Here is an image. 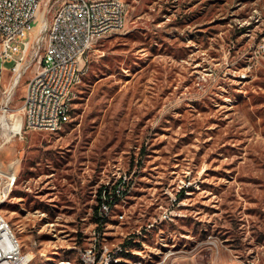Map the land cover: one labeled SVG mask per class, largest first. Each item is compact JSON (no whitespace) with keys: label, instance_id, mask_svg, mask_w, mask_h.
I'll return each mask as SVG.
<instances>
[{"label":"rangeland","instance_id":"rangeland-1","mask_svg":"<svg viewBox=\"0 0 264 264\" xmlns=\"http://www.w3.org/2000/svg\"><path fill=\"white\" fill-rule=\"evenodd\" d=\"M123 1L61 127L0 129V168L16 160L0 214L35 264L76 261L99 191L123 179L110 242L156 264H264V0Z\"/></svg>","mask_w":264,"mask_h":264},{"label":"built area","instance_id":"built-area-1","mask_svg":"<svg viewBox=\"0 0 264 264\" xmlns=\"http://www.w3.org/2000/svg\"><path fill=\"white\" fill-rule=\"evenodd\" d=\"M125 21L123 0H0V71L11 62L7 80L0 74V115L18 124L5 129L0 125L9 133L7 139L22 138L27 129L57 131L69 115L71 90L83 73L86 53L99 39L123 29ZM30 69L15 114L12 94ZM15 164L12 159L7 169L0 168V198L14 184ZM123 182L120 179L111 191L102 188L94 216L100 219V230L87 233L84 245H72L81 249L86 264H111V259L122 257L124 247L141 249L142 244L127 245V239L113 243L104 236L106 216L123 192ZM108 244H116V251H108ZM33 259V252L16 244L14 231L0 217V264H35Z\"/></svg>","mask_w":264,"mask_h":264},{"label":"bare ground","instance_id":"bare-ground-1","mask_svg":"<svg viewBox=\"0 0 264 264\" xmlns=\"http://www.w3.org/2000/svg\"><path fill=\"white\" fill-rule=\"evenodd\" d=\"M0 125L3 127V129L16 128L18 126L17 123L10 124L8 121H6V118L3 115H0ZM10 190L11 189H4V197L0 198V203L4 201V199L7 197ZM0 217L2 220L8 222L1 214H0ZM8 228H9V231H13L9 223H8ZM99 230H100V219H95V226L91 229L90 233H95L96 231H99ZM15 241H16V244H20L16 235H15ZM108 251H116V244H112V245L108 244ZM61 261H65L66 264H86V262H84L82 259L80 248H77V260L76 261L71 260L70 258H59L55 264H59ZM144 262H146V264H156L154 261L152 262H148L146 260L144 261L143 257H140V256L138 257L134 253H130V250L128 249V247H124V253L122 257H115L111 259V264H144Z\"/></svg>","mask_w":264,"mask_h":264},{"label":"trees","instance_id":"trees-1","mask_svg":"<svg viewBox=\"0 0 264 264\" xmlns=\"http://www.w3.org/2000/svg\"><path fill=\"white\" fill-rule=\"evenodd\" d=\"M98 194L100 195V191H99V193H98ZM99 195H98V196H99ZM98 199H99V197H98ZM96 207H97V206H96ZM96 207H95V209H96ZM95 211H96V210H95Z\"/></svg>","mask_w":264,"mask_h":264},{"label":"crops","instance_id":"crops-1","mask_svg":"<svg viewBox=\"0 0 264 264\" xmlns=\"http://www.w3.org/2000/svg\"><path fill=\"white\" fill-rule=\"evenodd\" d=\"M145 11V10H144Z\"/></svg>","mask_w":264,"mask_h":264}]
</instances>
